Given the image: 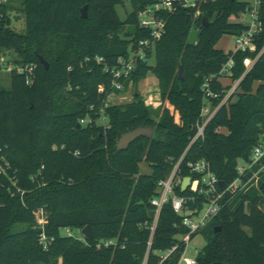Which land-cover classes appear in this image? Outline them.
Listing matches in <instances>:
<instances>
[{"label": "trees", "instance_id": "16d2710c", "mask_svg": "<svg viewBox=\"0 0 264 264\" xmlns=\"http://www.w3.org/2000/svg\"><path fill=\"white\" fill-rule=\"evenodd\" d=\"M130 2L133 12L122 21L117 7L124 0H23L24 33L11 27L10 6H0V72L3 57L14 54L11 86L0 84V164L5 169L0 172V264H143L145 259L148 264H179L185 245L178 237L189 231L171 203L162 208L148 246L151 233L144 224L154 219L151 201L159 195V182L183 157L182 176L196 179L187 164L205 160L223 183L219 192L240 178L238 194L247 183L239 164L250 161L264 135V53L256 60L264 48V0L256 53L216 48L224 36L249 30L229 21L247 13V2L201 0L195 8L175 4L163 14L165 34L132 73L140 78L152 70L159 78L162 99L173 111L161 108L158 121L139 96L126 105H106L113 92L111 70L140 41L150 39L139 12L159 0ZM85 6L88 18L82 16ZM126 26L131 30L125 32ZM154 53L156 62L150 66ZM96 56L104 57V63H96ZM247 56L256 60L248 71L243 64ZM230 59L235 62L233 81L243 77L238 91L206 126L204 137L194 140L207 103L203 85L213 78L211 88L222 99L230 87L218 78ZM103 115L107 127L98 122ZM139 127H154V139L140 138L128 151H118L120 138ZM144 162L151 174L141 173ZM175 193L189 199L185 211L206 202L180 186ZM236 194H226L218 215L192 236L207 242L196 264H264V186L259 196L244 195L232 209ZM17 225L26 228L14 232ZM88 226L93 239L61 232ZM105 241L112 243L106 246Z\"/></svg>", "mask_w": 264, "mask_h": 264}, {"label": "built area", "instance_id": "2783aa9c", "mask_svg": "<svg viewBox=\"0 0 264 264\" xmlns=\"http://www.w3.org/2000/svg\"><path fill=\"white\" fill-rule=\"evenodd\" d=\"M4 3L9 0H2ZM201 0H159L154 5L146 7L144 10L140 11L138 14L140 26L143 29H146L150 33L149 40L140 41L138 49L131 51L128 58L121 57L118 60V66L111 70L112 79V88L114 91L123 90L124 86L122 81L128 78L134 70L136 69V63L140 60L144 61L147 57V51L152 49L154 44L159 41L165 34L166 21L163 16L165 12H171L175 4L181 5L183 8H195ZM263 0H255L250 8L248 9L247 15L250 16L251 24L249 25V30L239 36H233L235 39V49L234 51L242 52H257V44L255 43L256 37L262 32V24L259 20V8ZM264 53L263 50L257 54L256 60ZM96 63H104L105 58L102 56H96ZM90 61V59H87ZM250 56H247L243 60V64L246 67V70H250L255 61ZM235 66L233 59H230L229 62L222 68L219 76V81L222 80H232V68ZM109 71L108 69H106ZM19 72H23V69H19ZM28 72L31 74L33 68L28 67ZM213 78H210L203 85V92L205 93L207 103L202 108L199 122L197 124V133L194 140L204 137L205 128L210 123V121L217 114L219 109L226 105L233 95L238 91L239 85L243 79L241 77L237 81H233L229 86L230 88L224 90L225 96L221 99L222 93L214 92L211 88V82ZM223 84V83H222ZM224 86V84H223ZM223 92V93H224ZM221 100L219 105H215V100ZM85 121H82L84 123ZM77 155V154H76ZM250 165H255L260 163L264 159V135L261 137L259 144L253 149L252 155L249 157ZM180 161L174 166L171 174L164 180H161L158 184L159 195L155 197L151 204L155 207V216L152 222H146L144 227L148 229L151 233L150 240L148 242L149 248L152 245L153 236L158 224L159 216L162 208L167 204L171 203L174 212L178 215H183V224L188 229L189 233L186 235H181L178 237V241L184 243L185 250L179 264H196V257L189 258L186 256L189 243L194 239L192 236L198 233L201 229L207 226V224L212 221L220 211V201L226 194L235 195L238 189L242 186L241 179H237L232 185H230L225 191H218L219 179L218 177L210 170V164L201 160L198 162H189L187 164L188 171L197 175L196 179H192L190 176H182L181 162ZM7 164V163H6ZM8 165V164H7ZM249 168L244 166L238 168L239 173L244 175L245 171ZM0 172L5 173L4 167L0 164ZM190 177L191 184L187 190H191L194 193H198L206 198V202L202 207L195 208L194 210L185 211L186 204L189 201L186 197L177 196L175 193L176 187H181L184 183V179ZM246 177V176H245ZM72 235L71 231L67 233ZM46 237L43 235L42 241H45ZM106 246L110 245L112 241H105ZM165 252L162 255L163 259H166L174 250ZM199 252V251H198ZM198 254V253H197ZM143 264H148L147 259H145Z\"/></svg>", "mask_w": 264, "mask_h": 264}, {"label": "rangeland", "instance_id": "374dc122", "mask_svg": "<svg viewBox=\"0 0 264 264\" xmlns=\"http://www.w3.org/2000/svg\"><path fill=\"white\" fill-rule=\"evenodd\" d=\"M242 2H247L249 4H253L255 0H240ZM201 3V1L197 4V6ZM124 6H118L117 11L122 19V21H126L128 16L133 12L132 5L130 0H124ZM1 5H8L9 8V16L11 19V27L18 33H24L26 31V18L24 13L21 11L23 8V0H9L4 3L0 0ZM196 6V7H197ZM86 7V6H85ZM84 7V8H85ZM83 8V9H84ZM82 9V10H83ZM87 15L89 16V7L87 9ZM230 22H242L248 26L251 24L250 16L247 14H241L240 16H232L229 19ZM131 30L130 26L125 27V32ZM197 32H193L192 39L195 40V35ZM217 49H222L224 52H228L230 50H234L235 48V39L233 36H224L222 40L216 45ZM14 54L12 52L7 53L2 59V71L0 72V84L3 88L9 89L11 86V76L10 70L12 69V65L9 64V61H12ZM156 62L155 53L152 55L149 65L153 66ZM179 71V70H178ZM178 73V72H177ZM183 73L184 69H183ZM133 75V74H132ZM130 75L128 78L122 81L123 90L114 91L111 93L106 101V105L111 106H121L132 103L135 101L136 97L139 96L145 104L150 108L151 114L155 120L158 121L159 110L165 106L169 107L171 111H173L172 107L167 105V103L162 99V87L160 84V80L157 75L152 71L146 72L143 77L137 78ZM132 78V79H131ZM127 81V82H126ZM126 82V83H125ZM225 84H228L227 81H224ZM176 115V114H175ZM176 119L179 121L178 115H176ZM100 125L106 126L109 123V120L106 116L98 121ZM86 123V122H84ZM83 124V123H81ZM226 132L225 130H223ZM244 166L247 169L244 173L246 176L247 183L244 186H249L248 191L244 192L243 187L241 191L236 194L235 198L231 203V208L236 209L242 202L243 196L246 194L249 198H254L261 194V188L264 186V159L255 165H250L249 162H240L239 168ZM142 174H151L152 169L148 163H142L140 165ZM246 210L249 211L250 203L246 202ZM26 228L24 225H17L14 228V232L22 231ZM83 230L84 229H63L61 232L63 234H67L71 231V234L83 239ZM206 240L203 236H196L188 245V250L186 252V256L189 258H194L197 256L198 251L202 250L206 245Z\"/></svg>", "mask_w": 264, "mask_h": 264}, {"label": "water", "instance_id": "95a60500", "mask_svg": "<svg viewBox=\"0 0 264 264\" xmlns=\"http://www.w3.org/2000/svg\"><path fill=\"white\" fill-rule=\"evenodd\" d=\"M234 1V0H232ZM87 9L88 6H86L83 10H82V16L83 18H88L87 15ZM205 25H207V18H205ZM40 62L45 66L46 69L50 68L49 63L42 57V56H38ZM178 77L180 80L184 79V73H183V66L179 65V69H178ZM154 127H139L133 131H130L126 134H124L117 145V150L118 151H128L130 146L136 142L138 139L140 138H146L149 140H153L154 139ZM244 160L247 161L248 157L245 156ZM191 184V178L187 177L184 179V183L182 185V192L184 193L190 186ZM220 187H223V183L219 184ZM83 236L88 238V239H93L94 238V234L92 232V227L88 226L83 230Z\"/></svg>", "mask_w": 264, "mask_h": 264}, {"label": "crops", "instance_id": "0c3cea01", "mask_svg": "<svg viewBox=\"0 0 264 264\" xmlns=\"http://www.w3.org/2000/svg\"><path fill=\"white\" fill-rule=\"evenodd\" d=\"M250 5H251V4H250ZM237 23H240V22H237ZM241 23L245 24L244 21H242ZM245 25H247V24H245ZM234 49H235V48H234ZM221 50H222V49H221ZM224 81H227L228 84H225ZM232 82H233V81H232V80H229V79L222 80V83L224 84V86H230V85L232 84ZM248 187H249V186H243V191H244V192L248 191ZM245 195H246V194H245ZM246 196H247V195H246ZM245 205H246V203H245Z\"/></svg>", "mask_w": 264, "mask_h": 264}]
</instances>
